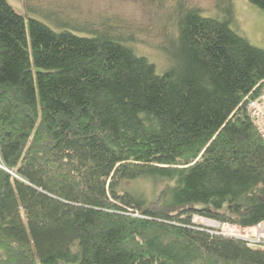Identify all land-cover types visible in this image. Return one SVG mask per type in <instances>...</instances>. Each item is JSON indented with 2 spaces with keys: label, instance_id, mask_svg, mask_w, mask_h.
Masks as SVG:
<instances>
[{
  "label": "trees",
  "instance_id": "trees-1",
  "mask_svg": "<svg viewBox=\"0 0 264 264\" xmlns=\"http://www.w3.org/2000/svg\"><path fill=\"white\" fill-rule=\"evenodd\" d=\"M219 2L220 17L178 12L159 72L115 24L79 37L0 0V264H264L192 223L264 222L247 110L264 50ZM143 181L159 193L129 187Z\"/></svg>",
  "mask_w": 264,
  "mask_h": 264
},
{
  "label": "rangeland",
  "instance_id": "rangeland-1",
  "mask_svg": "<svg viewBox=\"0 0 264 264\" xmlns=\"http://www.w3.org/2000/svg\"><path fill=\"white\" fill-rule=\"evenodd\" d=\"M6 1L25 18L39 20L56 32L68 31L79 37L93 36L92 30H100L96 26L115 24L119 27L113 30L130 39L137 54L154 62L159 72L168 65L163 49L177 36L178 12L195 9L210 18L222 14L218 10L219 0ZM233 8L234 29L250 44L264 50V11L246 0H234ZM133 186L149 199L160 190V187H153L145 181L129 187Z\"/></svg>",
  "mask_w": 264,
  "mask_h": 264
},
{
  "label": "built area",
  "instance_id": "built-area-1",
  "mask_svg": "<svg viewBox=\"0 0 264 264\" xmlns=\"http://www.w3.org/2000/svg\"><path fill=\"white\" fill-rule=\"evenodd\" d=\"M247 110L264 143V87L258 97L254 99L250 98ZM0 167L3 168L1 164ZM192 223L208 228L211 233L241 240L251 249L264 251V222L258 223L255 226L241 227L234 223H220L202 216H195Z\"/></svg>",
  "mask_w": 264,
  "mask_h": 264
}]
</instances>
